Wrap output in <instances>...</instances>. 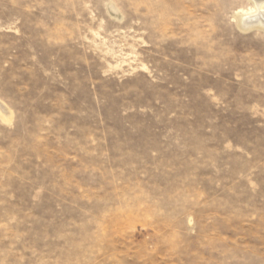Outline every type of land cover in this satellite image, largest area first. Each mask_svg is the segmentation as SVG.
Returning a JSON list of instances; mask_svg holds the SVG:
<instances>
[{
	"label": "rangeland",
	"instance_id": "1",
	"mask_svg": "<svg viewBox=\"0 0 264 264\" xmlns=\"http://www.w3.org/2000/svg\"><path fill=\"white\" fill-rule=\"evenodd\" d=\"M254 13L0 0V264H264Z\"/></svg>",
	"mask_w": 264,
	"mask_h": 264
},
{
	"label": "bare ground",
	"instance_id": "2",
	"mask_svg": "<svg viewBox=\"0 0 264 264\" xmlns=\"http://www.w3.org/2000/svg\"><path fill=\"white\" fill-rule=\"evenodd\" d=\"M256 13L240 18V24L244 29L261 28L264 30V0H251ZM0 116L5 121H10L12 117L11 109L0 100Z\"/></svg>",
	"mask_w": 264,
	"mask_h": 264
}]
</instances>
